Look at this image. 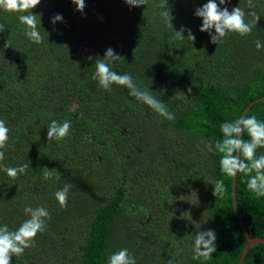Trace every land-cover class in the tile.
<instances>
[{
	"label": "trees",
	"instance_id": "obj_1",
	"mask_svg": "<svg viewBox=\"0 0 264 264\" xmlns=\"http://www.w3.org/2000/svg\"><path fill=\"white\" fill-rule=\"evenodd\" d=\"M205 2L148 0L147 6L131 7L130 12L125 0H85L81 13L72 0H41L32 9L43 37L37 56L0 75V119L10 129L0 161V225L18 228L28 218L25 206L44 205L51 219L34 246L13 257L12 264H107L109 255L120 248L134 254L137 264L237 263L246 239L233 206V177L221 171L222 154L207 146L224 138L223 122L240 117L251 101L264 96V49L255 47L257 39L264 42V0H253L261 19L249 35L232 32L217 45L199 30L202 20L194 16ZM225 6L229 11L235 6L248 11L246 0H230ZM13 10L0 7V21ZM165 11L172 15L173 28L161 15ZM58 13L63 22L78 19L80 28L95 30L101 60L105 49L113 48L122 56L112 63L114 71L131 74L142 90L163 101L175 119L161 117L130 96L126 87L116 85V90L99 92L91 101L89 125L105 129L90 143L99 150L72 143L83 136L76 128L86 123L71 118L56 103L48 123L68 120L70 133L36 149L38 139L41 142L46 135L22 132L33 122L28 117L33 115L32 102L29 92L27 99L21 98L13 71L23 63L47 71L37 65L64 62L55 46L69 38L65 26L57 27L61 22H56L54 42L44 39ZM181 28L182 39L174 31ZM187 29L194 41L187 37ZM59 86L54 83L55 90ZM246 114L264 120V100ZM243 138L249 139L246 131ZM260 154L264 148L257 149ZM19 165L28 167L17 179L2 170ZM247 179L243 173L237 175V206L249 235L264 237V197L247 189ZM217 181L227 189L223 197L213 195ZM66 185L68 204L62 208L54 194ZM209 229L217 236L216 252L208 260L193 259L197 232ZM242 264H264V244L251 246Z\"/></svg>",
	"mask_w": 264,
	"mask_h": 264
},
{
	"label": "clouds",
	"instance_id": "obj_2",
	"mask_svg": "<svg viewBox=\"0 0 264 264\" xmlns=\"http://www.w3.org/2000/svg\"><path fill=\"white\" fill-rule=\"evenodd\" d=\"M40 3L41 0H0V7L5 9L18 11L31 9V13L21 15L19 20L28 28L27 37L36 44L43 43V37L38 30L37 20L32 9L38 7ZM72 3L75 4L77 11L83 13L86 7L85 0H72ZM125 3L130 7L147 6L148 0H125ZM228 3H230V0H207L194 11V16L202 20L199 30L207 32L210 36V43L215 45L232 32L241 36L249 35L261 19V16L255 11L256 5L253 0H246L248 11L239 6H235L229 11V8L225 6ZM161 15L173 28L171 13L165 11ZM248 17H251V19H247ZM58 21L63 22L62 14H55L50 22L55 25ZM5 29V25L0 23V32L5 31ZM174 31L179 38L185 37L183 35L184 28ZM187 32V37L194 41L195 36L191 29H187ZM3 47H12L8 39ZM255 47L257 50L264 49V42L257 39ZM103 57L105 59L96 60V71L92 77L97 80L103 89L111 90L113 85L124 86L129 90L130 96L146 103L161 117L168 120L175 119L174 113L168 110L163 101L157 100L149 92L142 90L131 74H121L112 69V63L122 57L113 48L109 47ZM188 91L191 92V89L189 88ZM220 128L224 138L217 140L214 147L211 143L207 147L209 151L215 150L222 154L220 160L221 171L229 177H235L239 173H243L248 177L247 189L254 193L257 198L264 197V154L257 155V149L264 148V120L258 119L255 115L245 114L233 121L223 122ZM70 130V121L58 122L52 120L47 127V139H63L69 135ZM245 131L248 133V140L243 138ZM9 132L10 129L6 122L0 119V161L5 158L3 149L7 146ZM27 167L28 165L4 166L2 170L10 178L17 179L19 175L26 172ZM226 191L223 181H217L213 189V195L223 197ZM68 192L69 186L66 185L54 194L62 208L67 207ZM23 211L28 218L18 228L11 230L7 224L0 225V264H12L13 257H20L26 249L33 247L37 235L45 231L46 221L51 219L50 212L44 205L37 207L25 206ZM216 240L217 236L214 230L198 231L194 240L193 259H210L217 250ZM107 264H137V260L135 255L130 253L127 248H120L109 255Z\"/></svg>",
	"mask_w": 264,
	"mask_h": 264
},
{
	"label": "flooded vegetation",
	"instance_id": "obj_3",
	"mask_svg": "<svg viewBox=\"0 0 264 264\" xmlns=\"http://www.w3.org/2000/svg\"><path fill=\"white\" fill-rule=\"evenodd\" d=\"M127 9L130 12L132 11L128 4ZM27 10L18 11L14 9L8 12V16H4L5 20L0 21L6 27L5 31L0 32V75L6 73L4 72L6 68H12L14 65L19 64L20 61L30 60L31 62L37 56L38 45L27 37L28 28L19 20L21 15H27ZM94 24H97V22H93ZM64 26L68 31L69 38H64L63 42L61 41L62 43L55 46L56 52L59 53L64 62L55 63L48 61L37 65L47 68V71L36 70V65L23 63V67L16 68L13 71V74L19 80L17 91L20 93L21 98H26L29 92V98L32 102L30 108L33 115H28V117H33L34 119L32 123L23 128L22 132L47 136V127L51 123H48L51 119V108L53 103H56L60 108L70 112L71 118L74 116L78 119H84L86 125L76 128V131L81 132L83 136L75 139L72 143H76L75 146L91 151L96 147L90 144L94 135L105 131L104 128L89 125L91 124L89 114L93 112L91 101L98 96L99 92L111 93L112 90H116V85H113L111 90H105L99 85L97 80L92 78L96 71V60H101L102 47L99 44V37L95 30L80 28L78 19L71 21V23L66 21L57 25V27ZM48 31L44 39L54 42L55 32L53 24L49 26ZM7 39L12 47L4 48L3 45ZM50 52H53V49ZM89 57L91 58L89 59ZM111 66L113 69L116 65L112 64ZM57 69H61L60 72H57ZM44 75H46L43 80L45 86L39 91L38 88L41 86L39 82ZM53 75H55V78ZM62 77L65 78V81H62ZM54 83L60 85L56 90ZM53 95L56 96L53 97ZM27 114L25 112L26 118H28ZM17 116L15 115V117ZM92 124L95 123L92 122ZM28 127H32V129L29 130ZM46 136H43L44 140H41V142L38 139V143L35 145L36 149L45 148L46 140L52 141L48 140ZM97 150L99 149H94V151ZM98 160H101V158Z\"/></svg>",
	"mask_w": 264,
	"mask_h": 264
},
{
	"label": "water",
	"instance_id": "obj_4",
	"mask_svg": "<svg viewBox=\"0 0 264 264\" xmlns=\"http://www.w3.org/2000/svg\"><path fill=\"white\" fill-rule=\"evenodd\" d=\"M261 100H264V96H261L253 101H251L246 107L245 109L243 110L242 115H245L247 110L255 103L261 101ZM236 181H237V175L235 177H233V180H232V199H233V206H234V210H235V213L237 215V218H238V221L240 223V226H241V229L244 233V236H245V239H246V244L239 256V259L237 261L236 264H242L245 257H246V254L249 250V248L255 244H264V237L263 236H259V237H251L249 235V233L247 232L246 230V227H245V224H244V221H243V218L241 216V213L239 211V208L237 206V197H236Z\"/></svg>",
	"mask_w": 264,
	"mask_h": 264
}]
</instances>
